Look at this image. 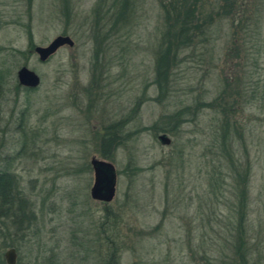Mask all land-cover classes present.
<instances>
[{"label": "rangeland", "instance_id": "374dc122", "mask_svg": "<svg viewBox=\"0 0 264 264\" xmlns=\"http://www.w3.org/2000/svg\"><path fill=\"white\" fill-rule=\"evenodd\" d=\"M216 1L203 11L215 13ZM27 2L0 0V171L38 215L24 233L0 224L17 264H104L109 237L120 264H264V0H239V21L215 17L205 42L180 49L163 99L153 84L165 28L158 0H139L126 37L99 43L97 0ZM59 36L75 46L40 62L36 47ZM22 67L38 88L19 84ZM225 95L239 101L243 129H233L232 156L222 152ZM111 127L120 146L105 159ZM93 158L115 166L111 203L91 197Z\"/></svg>", "mask_w": 264, "mask_h": 264}, {"label": "trees", "instance_id": "16d2710c", "mask_svg": "<svg viewBox=\"0 0 264 264\" xmlns=\"http://www.w3.org/2000/svg\"><path fill=\"white\" fill-rule=\"evenodd\" d=\"M29 7L32 6L34 0H27ZM164 14L163 23L165 24L164 30L159 33L158 42L159 48L156 52L155 61V79L153 84L157 86L159 91V98H165L170 90V80L174 71L180 64L179 51L182 49L190 48L195 43L205 42L208 29L210 30L213 22L216 21L215 17H219L223 21L227 15L231 17L233 22L240 19L234 17L239 13L240 9L239 0H224L225 4L219 7V0L215 13L211 15L203 11V5L210 0H158ZM202 4V5H201ZM31 5V6H30ZM139 0H97L93 10L92 17L95 20L93 27V36L97 43L101 40L111 41L113 39L119 40L126 37L129 30V22H132V16H135L136 9L138 8ZM217 10V11H216ZM224 10V11H223ZM70 9L64 16L68 18ZM228 18V17H227ZM242 21V20H241ZM123 29V30H122ZM30 31V29H29ZM126 31V34L124 32ZM258 36V35H257ZM31 37V32H29ZM103 37V38H102ZM181 49V50H180ZM2 50V49H1ZM101 51V50H100ZM98 55V54H97ZM98 57V56H97ZM240 95V93H237ZM264 95V93H263ZM223 96V95H222ZM220 104L217 100L210 104L211 108L218 105L223 115L222 119V145L223 151L227 155L232 156L233 152H229L230 143L233 140V129L236 135H242V125L239 120L234 119L237 112H240L238 106L239 101L229 100L226 95L220 97ZM206 106V104H205ZM197 110H200L199 107ZM181 116L180 113L175 117ZM181 122V119L179 120ZM242 130V131H241ZM119 137L113 127L106 130L103 136L101 146L103 147L102 156L105 159H112V154L107 152L116 150L120 146L118 142ZM109 209V208H108ZM109 210H107L108 212ZM113 213H108L107 221L115 225V220H108L112 218ZM116 216H114L115 218ZM106 222V223H109ZM6 226V223L12 224L17 232L24 233L25 230H30L38 223L37 211L33 202L29 199L27 194L21 189L20 183L11 175L9 171H0V224ZM9 228L4 229L0 225V264H7L5 259L4 250L6 248L16 247L14 235L5 233ZM11 232V230L9 231ZM108 253L104 264H120V246L117 240L109 237Z\"/></svg>", "mask_w": 264, "mask_h": 264}, {"label": "water", "instance_id": "95a60500", "mask_svg": "<svg viewBox=\"0 0 264 264\" xmlns=\"http://www.w3.org/2000/svg\"><path fill=\"white\" fill-rule=\"evenodd\" d=\"M68 46L74 47L75 42L70 36H59L53 40L47 47H36L35 52L40 62L45 63L52 58L61 48ZM18 81L22 87L35 89L41 82L40 77L27 67H22L18 71ZM164 144H170L171 140L162 135L159 137ZM95 182L91 190V197L104 203H111L116 196L117 175L113 163L93 158L91 161ZM17 251L12 248L5 253L7 264H17Z\"/></svg>", "mask_w": 264, "mask_h": 264}]
</instances>
